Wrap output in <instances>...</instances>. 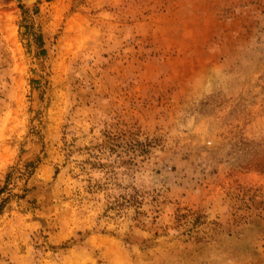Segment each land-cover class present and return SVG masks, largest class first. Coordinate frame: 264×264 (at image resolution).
Returning a JSON list of instances; mask_svg holds the SVG:
<instances>
[{"label":"rangeland","instance_id":"374dc122","mask_svg":"<svg viewBox=\"0 0 264 264\" xmlns=\"http://www.w3.org/2000/svg\"><path fill=\"white\" fill-rule=\"evenodd\" d=\"M0 264H264V0H0Z\"/></svg>","mask_w":264,"mask_h":264},{"label":"trees","instance_id":"16d2710c","mask_svg":"<svg viewBox=\"0 0 264 264\" xmlns=\"http://www.w3.org/2000/svg\"><path fill=\"white\" fill-rule=\"evenodd\" d=\"M3 190H4V187L0 189V195L4 192ZM2 203H3V201L0 202V212H1L2 207H3V204Z\"/></svg>","mask_w":264,"mask_h":264},{"label":"water","instance_id":"95a60500","mask_svg":"<svg viewBox=\"0 0 264 264\" xmlns=\"http://www.w3.org/2000/svg\"><path fill=\"white\" fill-rule=\"evenodd\" d=\"M38 0H27V3H28V5L29 4H33V3H36Z\"/></svg>","mask_w":264,"mask_h":264},{"label":"bare ground","instance_id":"6f19581e","mask_svg":"<svg viewBox=\"0 0 264 264\" xmlns=\"http://www.w3.org/2000/svg\"><path fill=\"white\" fill-rule=\"evenodd\" d=\"M27 1V0H26ZM28 4V3H27Z\"/></svg>","mask_w":264,"mask_h":264}]
</instances>
